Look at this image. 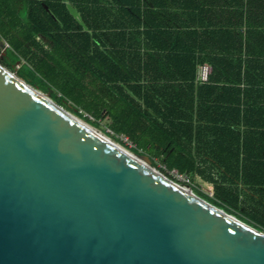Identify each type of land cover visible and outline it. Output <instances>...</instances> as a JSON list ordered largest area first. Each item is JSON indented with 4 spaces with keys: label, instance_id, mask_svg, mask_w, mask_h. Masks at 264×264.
<instances>
[{
    "label": "trees",
    "instance_id": "obj_1",
    "mask_svg": "<svg viewBox=\"0 0 264 264\" xmlns=\"http://www.w3.org/2000/svg\"><path fill=\"white\" fill-rule=\"evenodd\" d=\"M153 2L0 0V41L9 45L0 63L13 69L25 58L32 68H19L22 80L96 127L107 119L109 133L128 136L161 172L189 174L196 195L238 219L242 208L263 231L256 176L264 124L256 117L264 112L250 100L249 78L264 74L255 61V46H264V0H162L160 26L151 22ZM221 6L225 15L214 12ZM152 61L168 75L146 76ZM205 64L212 74L199 86Z\"/></svg>",
    "mask_w": 264,
    "mask_h": 264
},
{
    "label": "water",
    "instance_id": "obj_2",
    "mask_svg": "<svg viewBox=\"0 0 264 264\" xmlns=\"http://www.w3.org/2000/svg\"><path fill=\"white\" fill-rule=\"evenodd\" d=\"M0 264H264V232L0 63Z\"/></svg>",
    "mask_w": 264,
    "mask_h": 264
},
{
    "label": "crops",
    "instance_id": "obj_3",
    "mask_svg": "<svg viewBox=\"0 0 264 264\" xmlns=\"http://www.w3.org/2000/svg\"><path fill=\"white\" fill-rule=\"evenodd\" d=\"M159 1L162 0H154V2L151 4V12H150V16L152 18L151 22L152 24H154V26H157L163 23L162 19L156 14L159 10H158V3H161ZM214 12H219V15H225L226 12L224 7H217L214 9ZM229 19V18H228ZM221 24H225L227 22V18L224 16L222 20H218ZM161 46V44H160ZM258 50L256 51V54L259 56L255 59L256 62H258L256 65L260 64L264 67V46H260L262 47V51L259 50V46H255ZM149 66V65H148ZM151 69L149 70V67L147 68V73L146 76H148L150 74L151 71V75L156 76V77H165L168 75V73H165L164 70H162V64L161 62H155L152 61L150 63ZM249 81H253L255 82V88L252 89L254 90V95L251 96L250 100H254L255 99V103L258 105V110L261 108V110L264 112V85L263 86H259L261 84V82H264V74H261L260 72H254L251 74V77L249 78ZM242 90L244 89L243 86L240 87ZM256 121L257 122H261V124H264V114L259 118L256 117ZM264 165V162H263ZM262 170V171H261ZM257 180L264 186V167L263 169L260 168V171L258 172L257 176H256ZM263 188V187H262ZM242 199H244L242 197ZM244 201V200H242ZM246 203H251V200L249 198L246 199ZM256 203L258 204H262V206L260 205L261 209H262V214L264 215V200H260V198H256ZM264 231V230H263Z\"/></svg>",
    "mask_w": 264,
    "mask_h": 264
},
{
    "label": "rangeland",
    "instance_id": "obj_4",
    "mask_svg": "<svg viewBox=\"0 0 264 264\" xmlns=\"http://www.w3.org/2000/svg\"><path fill=\"white\" fill-rule=\"evenodd\" d=\"M37 40H38V41L40 42V44L44 47V49H46V50H50L51 45L48 43V41H45V40H43L42 38L37 39ZM8 47H9V45H8L7 42H5L4 40L0 41V58L2 57L3 54H5V50H6ZM23 64H26V66H28L29 68H32V66H31L30 64L26 63L25 58H22V59H21V62L18 63L16 66H14L13 69H9V68H8V69H9L12 73H14L15 75H17V72H18L19 68H20ZM55 90H56V89H54V91H55ZM56 91H57V90H56ZM52 93H53V92H52ZM52 93H48L47 96L51 97ZM65 108H66V107H65ZM66 109H68V108H66ZM68 110H69V109H68ZM69 111H71L73 114L79 116V113L75 112L74 110H69ZM79 117H80V116H79ZM81 118H82V117H81ZM82 119H84V121H86V122H89L86 118H82ZM89 124H91V123L89 122ZM108 124H109V121H108L107 119H104V120H101V126H100V127H96V126H94V125H92V124H91V125L94 126L99 132H102V133H104V134H106V135L112 137L115 141L124 144V145H125L128 149H130L131 152H132L135 156H137L139 159H141V160H143V161H145V162H150V164H151L153 167H155V165H154L151 161L147 160V158H146V157H147V154H146L145 152L136 153V152L134 151L133 148L135 147V144L131 143V141L128 140L126 136H121V137H120L121 139H118V138L115 137L113 134L109 133L110 128L108 127ZM160 166H161V165L156 166L155 169L159 170V169H160ZM159 171H160V170H159ZM162 173H163V172H162ZM164 175H166V174H164ZM166 176H168V175H166ZM168 177L171 178L172 180L178 182L180 185H182V186L185 187L186 189L192 187V191H193V186H192V184H191V186H190L188 182H180V181L175 180V178L172 177V176H168ZM189 186H190V187H189ZM193 192H194V191H193ZM236 215L239 217V219H240L241 221H247L248 223H250L251 225H253V227L256 226V224H255L254 222H252L246 214H244L242 208H240L239 211L236 212ZM247 222H246V223H247Z\"/></svg>",
    "mask_w": 264,
    "mask_h": 264
},
{
    "label": "built area",
    "instance_id": "obj_5",
    "mask_svg": "<svg viewBox=\"0 0 264 264\" xmlns=\"http://www.w3.org/2000/svg\"><path fill=\"white\" fill-rule=\"evenodd\" d=\"M38 39H40V37H38ZM211 74H212V67L209 64L199 66L197 69V74H196V84L199 86L208 84ZM86 115L93 118V116L90 113H86ZM123 136H126V135H123ZM126 137L128 140H130L128 136ZM131 143H133V141H131ZM169 175L174 177L175 180L177 181L188 182L190 186L192 184V180L189 174H181L177 170H172L169 172ZM188 189L192 190V187Z\"/></svg>",
    "mask_w": 264,
    "mask_h": 264
},
{
    "label": "bare ground",
    "instance_id": "obj_6",
    "mask_svg": "<svg viewBox=\"0 0 264 264\" xmlns=\"http://www.w3.org/2000/svg\"><path fill=\"white\" fill-rule=\"evenodd\" d=\"M79 117V116H78ZM80 118V117H79ZM83 120V122L84 123H86V124H89V122H86V121H84V119H82ZM90 125V124H89ZM102 133V132H101ZM102 135H104L105 137H107V138H109L110 140H112V141H115L112 137H110V136H108V135H106V134H104V133H102ZM115 143L119 146V147H121L122 149H124L125 151H127L128 153H131V154H133L132 152H131V150L130 149H128L125 145H123L122 143H120V142H117V141H115ZM137 157V156H136ZM138 158V157H137ZM141 160V159H140ZM147 165H148V163H147ZM185 188V187H184ZM186 189V188H185ZM189 192H192V190L190 189H187Z\"/></svg>",
    "mask_w": 264,
    "mask_h": 264
}]
</instances>
